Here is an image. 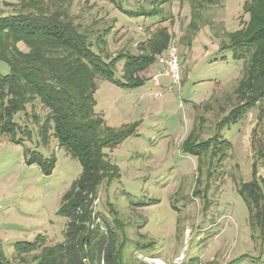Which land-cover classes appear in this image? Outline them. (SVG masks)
I'll return each instance as SVG.
<instances>
[{
    "label": "rangeland",
    "instance_id": "1",
    "mask_svg": "<svg viewBox=\"0 0 264 264\" xmlns=\"http://www.w3.org/2000/svg\"><path fill=\"white\" fill-rule=\"evenodd\" d=\"M17 1V0H15ZM126 9L150 7L156 0H116ZM248 0H221L203 6L197 3V29L192 0L165 3L174 14L169 24L172 45L181 60L180 85L161 76L156 85L151 77L154 65L146 71L143 85L126 89L98 80L96 111L113 127L137 123L135 133L118 146L105 147L119 174L103 182L94 202L96 211L110 220L114 215L125 223L126 252L133 264H264V233L249 221L245 200L238 192L241 180H251L256 161V144L264 134V115L259 107L241 121L222 130L233 146L222 168L209 177L199 169V156L184 149V141L195 126L199 141L216 130L215 125L236 105L234 93L243 75L244 62L234 60L230 49L220 48L226 32L240 29L250 18ZM53 10L65 8L92 37L110 27L106 36L111 53L137 51L161 17L130 18L111 0H49ZM20 5V4H18ZM13 9L0 0V14ZM218 56H225L216 60ZM123 63L118 65L121 74ZM1 70L9 72L7 63ZM163 78L168 82L162 85ZM34 130L27 143L45 157L54 156L50 173L25 157V146L0 135V240L6 259L14 264H36L35 255L18 256V241H34L42 235L48 244L62 242L67 219L58 213L64 193L80 177V161L59 147L36 142V129L23 113L17 116ZM258 174L264 176L259 167ZM156 256V257H155ZM154 257V258H153ZM161 259H159V258ZM156 259V261L154 260Z\"/></svg>",
    "mask_w": 264,
    "mask_h": 264
},
{
    "label": "trees",
    "instance_id": "2",
    "mask_svg": "<svg viewBox=\"0 0 264 264\" xmlns=\"http://www.w3.org/2000/svg\"><path fill=\"white\" fill-rule=\"evenodd\" d=\"M2 1L13 11L0 14V135L23 144L27 162L37 163L50 173L56 158L45 157L39 149L27 145L35 135L30 125L17 120L23 113L36 129L39 146L49 148L55 140L82 165L80 177L64 193L58 209L67 219L63 241L48 244L42 235L34 241H18V256L23 259L24 255L38 252L36 264H133L126 252V225L117 210L107 202L114 215L110 220L96 211L94 202L103 182L119 174L104 148L118 146L135 133L138 124L110 126L96 111L95 93L99 79L126 89L144 84L149 78L146 71L158 64V57L174 41L165 23L171 25L174 14L163 7L174 0H156L150 7L136 9H126L111 0L130 18L161 17V23L138 43L136 52L122 50L114 54L107 48L110 27L94 38L64 7L59 5L53 10L49 0ZM220 1L192 0L190 25L195 30L198 27V2L203 6ZM245 8L250 13L249 20L240 29L226 32L219 50L230 49L234 60L244 62L243 75L234 90L238 101L216 123L212 136L199 141L198 129L205 122L199 116L184 141L185 151L199 156L201 174L207 168L209 177L222 168L233 146L222 130L241 121L256 107L264 115V0H248ZM220 58L225 56L216 60ZM1 62L9 65V72L1 70ZM120 63L123 65L118 75ZM259 167L264 169V134L256 144L251 180L238 183L251 226L264 233V176L258 174ZM0 264H14L6 259L1 240ZM139 264L148 263L141 260Z\"/></svg>",
    "mask_w": 264,
    "mask_h": 264
},
{
    "label": "built area",
    "instance_id": "3",
    "mask_svg": "<svg viewBox=\"0 0 264 264\" xmlns=\"http://www.w3.org/2000/svg\"><path fill=\"white\" fill-rule=\"evenodd\" d=\"M158 64L162 66V69L151 75L156 85L159 84L161 76H165L171 80L172 85L170 88L173 85H179L181 83V63L177 48L174 45L171 44L166 52L158 57ZM154 260L156 261V259Z\"/></svg>",
    "mask_w": 264,
    "mask_h": 264
},
{
    "label": "crops",
    "instance_id": "4",
    "mask_svg": "<svg viewBox=\"0 0 264 264\" xmlns=\"http://www.w3.org/2000/svg\"><path fill=\"white\" fill-rule=\"evenodd\" d=\"M158 66V71L159 70H161V65H157ZM155 73H157V72H155ZM166 78H163V79H161L162 80V85H164V86H167L168 85V82L165 80ZM159 258V257H158ZM159 259H161V258H159ZM162 260V259H161Z\"/></svg>",
    "mask_w": 264,
    "mask_h": 264
}]
</instances>
